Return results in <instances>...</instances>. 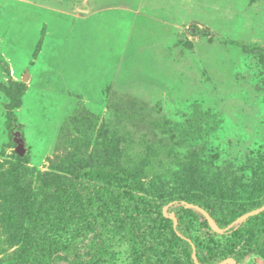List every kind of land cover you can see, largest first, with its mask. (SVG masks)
Listing matches in <instances>:
<instances>
[{"label":"rangeland","instance_id":"obj_1","mask_svg":"<svg viewBox=\"0 0 264 264\" xmlns=\"http://www.w3.org/2000/svg\"><path fill=\"white\" fill-rule=\"evenodd\" d=\"M96 164L155 200L264 203V0H0V264H43L28 257L37 214ZM170 209L180 240L219 247L243 220ZM52 225L58 246L73 237L71 222ZM170 239L144 236L149 264H208ZM101 253L134 264L118 218ZM242 264H264V250Z\"/></svg>","mask_w":264,"mask_h":264},{"label":"trees","instance_id":"obj_2","mask_svg":"<svg viewBox=\"0 0 264 264\" xmlns=\"http://www.w3.org/2000/svg\"><path fill=\"white\" fill-rule=\"evenodd\" d=\"M69 181L71 183L68 182L64 189L59 187L48 200L44 212L37 214L38 221L42 219L40 217L45 219L36 225L28 246V257L37 258L43 264H58L57 258L70 261V264H102L105 225L114 218L119 219V230L134 257V264H149L150 248L144 240L147 234L150 238L169 232L170 242L185 244L188 259H191L194 249L208 264H220L227 258L242 264L247 256L258 255L264 250V211L226 230L227 245L219 247L209 238L202 240L192 236L188 230H183L184 240H180L170 218H178L177 212L162 210V206L172 201H183L202 209L218 226L226 228L244 215L260 209L264 203H228L198 195H184L171 201L155 200L145 196L133 178L110 165L96 164L79 169ZM59 221L71 222L74 235L67 243L58 246L49 231L54 226L52 224Z\"/></svg>","mask_w":264,"mask_h":264},{"label":"water","instance_id":"obj_3","mask_svg":"<svg viewBox=\"0 0 264 264\" xmlns=\"http://www.w3.org/2000/svg\"><path fill=\"white\" fill-rule=\"evenodd\" d=\"M17 153L20 154V155L22 154V150H21V148H18ZM262 211H264V206L261 207V208L258 209V210H255V211H253V212H250V213L244 215V216L242 217V219H245V218H247V217H250V216L256 215V214H258V213H260V212H262ZM170 218H171L172 220H174V217H173V216H170Z\"/></svg>","mask_w":264,"mask_h":264}]
</instances>
